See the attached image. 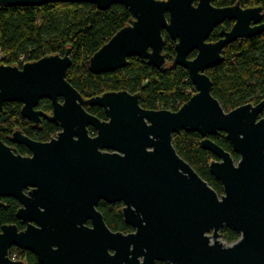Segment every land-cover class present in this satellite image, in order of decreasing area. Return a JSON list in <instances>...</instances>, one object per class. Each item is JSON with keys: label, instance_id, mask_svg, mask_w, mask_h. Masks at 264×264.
I'll list each match as a JSON object with an SVG mask.
<instances>
[{"label": "water", "instance_id": "obj_1", "mask_svg": "<svg viewBox=\"0 0 264 264\" xmlns=\"http://www.w3.org/2000/svg\"><path fill=\"white\" fill-rule=\"evenodd\" d=\"M213 1L0 0L7 8L85 3L105 11L120 4L133 19L89 59V72H116L131 57L164 69L165 32L175 43L170 66L186 69L197 89L178 111L147 110L140 94L127 91L84 98L67 81L70 48L21 67L0 63V110L18 102L35 127L43 118L60 127L48 142L14 131L10 142L25 146L27 156L0 141V199L17 200L25 224L21 231L1 227L0 264H24L10 259L13 247L40 264H264V100L225 112L205 73L224 61L226 46L264 33L262 9ZM225 21L234 22L231 30L222 26L220 39L209 42ZM42 100L51 102V114L38 109ZM86 104L103 109L106 120ZM182 131L198 133L200 147L216 157L209 170L222 195L177 153L173 139ZM220 133L237 161L210 138ZM101 201L122 203L133 232L112 231L97 209ZM223 228L240 238L224 244Z\"/></svg>", "mask_w": 264, "mask_h": 264}, {"label": "trees", "instance_id": "obj_2", "mask_svg": "<svg viewBox=\"0 0 264 264\" xmlns=\"http://www.w3.org/2000/svg\"><path fill=\"white\" fill-rule=\"evenodd\" d=\"M238 0H214L215 7L234 6ZM243 3H247L244 0ZM264 6V0L259 1ZM133 17L122 5L115 4L110 9L99 11L94 5L85 3H49L41 7H2L0 5V63L19 66L40 60L46 56H63L68 48L72 50V65L67 73V81L86 99L108 92L127 91L140 94V104L147 110L178 111L190 99L187 91L192 88L188 71L182 67H172L175 57V43L167 33H163L165 45L163 54L168 65L164 69L148 66L137 57L128 59L125 68L111 73L92 74L88 70L89 59L107 43L119 30L131 23ZM227 30L231 25L225 24ZM218 40L217 32L210 36V42ZM224 61L209 69L206 74L213 85L211 94L225 112L242 105H257L264 100V33L250 39L237 40L223 50ZM23 59V61H22ZM22 105L18 102L5 103L0 110V141L11 146L22 156L29 155L25 146L13 144L10 137L20 130L31 140L48 142L60 131V127L42 119L35 127L21 115ZM38 109L52 113V105L42 100ZM85 109L93 116L106 120L103 109L88 104ZM264 118V111L261 114ZM90 132H95L90 128ZM218 146L234 153L226 134L210 137ZM202 137L196 132L182 131L175 135L173 145L179 154L219 195L223 194L220 181L211 175L209 165L216 157L200 147ZM19 203L14 198L0 199V229L4 225H16L24 230L25 224L17 219ZM97 209L102 213L107 226L114 232L128 234L133 228L124 222L123 204H108L101 201ZM222 238L233 244L240 238L238 232L229 228L221 230ZM24 264H40L36 256L15 247ZM157 264H169L157 262Z\"/></svg>", "mask_w": 264, "mask_h": 264}, {"label": "flooded vegetation", "instance_id": "obj_3", "mask_svg": "<svg viewBox=\"0 0 264 264\" xmlns=\"http://www.w3.org/2000/svg\"><path fill=\"white\" fill-rule=\"evenodd\" d=\"M239 1V0H238ZM237 1V2H238ZM243 1L244 0H241L240 1V6H241V8L242 9H249V8H261L262 9V11H261V15L263 16L262 17V19L260 20V22L258 23V25H261V24H264V6L263 5H260V3H259V1L260 0H247V3H243ZM213 5V4H212ZM236 5V4H235ZM214 6V5H213ZM226 23H229L230 25H231V28H232V26L234 25V22L233 21H225V22H223L222 23V25H219V26H217V27H215L214 28V30L212 31V33H211V35H213V33L214 32H217V34H218V40L220 39V36H219V32H220V30H221V27L222 26H225V24ZM252 26H254V25H252ZM226 28V27H225ZM231 28H230V30H231ZM226 30H227V28H226ZM230 30H227V31H230ZM210 35V36H211ZM210 38V37H209ZM217 40V41H218ZM242 40H244V39H242ZM217 41H214V42H217ZM210 42V41H209ZM222 53H223V51H222ZM195 56H196V52L194 51V52H192L190 55H189V59H193V58H195ZM211 69V68H210ZM209 70V69H208ZM208 70H206L205 71V73L208 71ZM91 133H93V132H90V135H91ZM14 150V149H13Z\"/></svg>", "mask_w": 264, "mask_h": 264}, {"label": "built area", "instance_id": "obj_4", "mask_svg": "<svg viewBox=\"0 0 264 264\" xmlns=\"http://www.w3.org/2000/svg\"><path fill=\"white\" fill-rule=\"evenodd\" d=\"M22 61H23V59H22ZM187 93H188V95L193 96L194 94H196V87L193 85L192 88L187 91ZM91 136H95V133H91ZM221 240L224 244L230 245V244L226 243L223 238ZM9 257L12 261H20L17 252H13L12 254L9 255Z\"/></svg>", "mask_w": 264, "mask_h": 264}, {"label": "bare ground", "instance_id": "obj_5", "mask_svg": "<svg viewBox=\"0 0 264 264\" xmlns=\"http://www.w3.org/2000/svg\"><path fill=\"white\" fill-rule=\"evenodd\" d=\"M196 93H197V89H196Z\"/></svg>", "mask_w": 264, "mask_h": 264}, {"label": "rangeland", "instance_id": "obj_6", "mask_svg": "<svg viewBox=\"0 0 264 264\" xmlns=\"http://www.w3.org/2000/svg\"><path fill=\"white\" fill-rule=\"evenodd\" d=\"M221 239H222V238H221ZM221 239H220V240H221ZM221 241H222V240H221Z\"/></svg>", "mask_w": 264, "mask_h": 264}]
</instances>
